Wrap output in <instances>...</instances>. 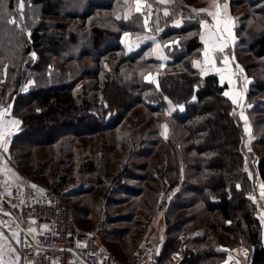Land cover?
Listing matches in <instances>:
<instances>
[{
  "label": "trees",
  "instance_id": "trees-1",
  "mask_svg": "<svg viewBox=\"0 0 264 264\" xmlns=\"http://www.w3.org/2000/svg\"><path fill=\"white\" fill-rule=\"evenodd\" d=\"M134 1L0 0V92L20 120L11 145L25 157L31 147L58 144L45 160L36 156L29 164L47 175L60 197L85 196L72 204L76 221L91 222L102 239L116 242L127 255L124 262L135 260L134 245L149 218L165 208H191L192 219L208 212L221 230L254 246V264L264 261L251 197L256 181L248 170L258 173L264 191V153L255 164L249 160L244 122L224 95L226 85L215 73L202 77L192 65L202 48L207 0H144L151 7L142 13ZM244 2L250 9L237 17L235 52L241 44L240 51L263 66L264 0H228L233 13ZM125 31L133 39L129 47L120 40ZM154 42L164 44L165 64L152 55ZM251 65L244 67L250 71ZM155 71L157 82L144 78ZM256 77L245 95L255 133L264 121L252 118L264 114V78ZM169 101L180 106L168 113ZM153 112L166 117L168 128L156 117L155 124L146 122ZM262 134L254 144L264 145ZM118 147L111 174L110 154ZM203 236H188L184 246L168 236L157 264H220L225 253L202 246Z\"/></svg>",
  "mask_w": 264,
  "mask_h": 264
},
{
  "label": "rangeland",
  "instance_id": "rangeland-1",
  "mask_svg": "<svg viewBox=\"0 0 264 264\" xmlns=\"http://www.w3.org/2000/svg\"><path fill=\"white\" fill-rule=\"evenodd\" d=\"M226 5L227 3L221 1H219L217 5H213L211 1L210 3L205 2L201 8L205 13L216 12L217 6L219 7L218 19L221 21V23L217 25L216 20L213 19L212 16H210V19L208 17V19L202 21V26L206 23L208 25V28H204V32H208L209 30H211L213 33H216V36L213 37V39H217L218 37L217 43L225 45L223 51H220L219 48L215 50L216 52L220 51L221 53H214L216 57H220L219 64L221 66V70L219 72V76L224 77V79L221 80L222 83L226 85L224 93L228 92V98H230L231 100V97L233 96H235L236 98V103H234L235 111L240 117H242L244 122V144L248 152L252 155V157H249V160L255 164L258 155L264 153V145L260 146L254 144V141L257 140V137L264 132V121H262L260 124H257L255 133L253 124L250 121L251 115L248 109L250 106H252V103L247 101L245 95L248 90L249 84L253 82L255 75L257 76L256 78L260 79L261 81L263 80L264 64L263 66H258V64L256 63L255 56L249 54V52L245 50L240 51V48H242L241 44L235 52V43L233 44V42L236 40L235 28L238 24L237 17L243 14L246 9H250V7L246 2H244L240 6H236V10L233 13L231 10L229 11V9H231L230 6L228 8V6ZM134 7L137 10V0L134 1ZM139 7V12L142 13L145 11V8H149L151 7V5H148L146 7L145 1L139 0ZM225 25H227V28H225ZM127 37L129 36L128 33H126L125 31L121 34L120 40H125L127 39ZM226 37L227 39L225 41ZM247 45H249L248 42ZM116 56L117 55H114L113 57ZM210 56L212 59H215L214 57H212L211 54ZM228 56L230 57V59L228 58ZM198 59L204 64L207 63L205 60V55H202V52H200ZM246 63H248V65L252 63V70H246V68L244 67ZM129 65V70L133 69L132 66L134 67V65ZM208 65L209 64L202 66L205 67ZM155 73L157 74V71H155ZM150 80H152V78H150ZM152 82L155 83L154 80ZM119 93L121 94V90H119ZM1 98L2 95L0 92V130H3L4 132V138L3 140H0V264H16V257L18 253L17 251L20 246V233L18 230V208L22 201L25 200L27 197L25 184H41L43 186L50 185L48 183L47 175L40 174V172L38 171H34L35 169L32 160L36 156H40L42 160H45L48 154L53 151L52 147L55 148L58 144L53 145L52 147L44 145L31 147V150H29V152L32 153L28 154V156L23 157V154L21 153L27 152L24 150H21L22 152L18 151L14 149L11 145L14 134L17 133L20 128V120L18 119V117L13 115L11 104L7 103L6 101L3 102V98ZM179 106L180 105L174 104L173 102L169 101L168 113L175 110ZM136 110L137 109H134L133 111L136 112ZM138 110H142L144 114L149 112H145L143 107H139ZM148 117L149 118L146 122L149 124L153 122V124H155V121H152V118H157L158 113L153 112ZM262 117H264L263 113H254L252 115V118L254 119H260ZM156 120H162V125L166 127L167 124L166 128H168V122L166 121V117L157 118ZM164 120L166 122H164ZM11 121H18L19 123L12 124ZM73 145L75 144L71 143V146L69 148L71 149V151H76ZM120 154L121 153L119 147L117 149H114L113 152L110 154V158L112 159H110L109 163V173L112 174L117 168ZM30 159H32L30 161V163L32 164H29L28 162V160ZM70 167L74 171H76L78 168V164L76 162H72V165H70ZM248 170L255 177L256 181V194L252 195L251 197L257 205L256 214L262 225L261 235L262 242L264 244V195H262L263 183L256 171L253 172L250 167H248ZM50 172H53V166L50 167ZM74 178L77 179L76 175L73 174L71 179ZM129 181L130 184L136 183L135 180L129 179ZM104 189L105 186L104 188L100 187L99 189H97L91 196L92 200H95L96 197H98V195L104 191ZM66 190L67 188L63 187L60 191L62 193H65ZM61 196L64 205L67 207L73 218H75L74 220L76 221L77 218L75 217L72 211V204L78 205L79 201L85 196L83 195L70 197L65 194ZM190 209L172 208L167 211L165 208L163 210H159L155 215L149 218L146 224V229L143 232V239L138 241L137 244L134 245V247L138 249L141 245H148L151 250L155 251V254L153 253V255H156L157 264L159 255L162 250V246L168 236L172 237L171 242L175 243L178 240L179 245L184 246V239H186L188 236H193L195 234L197 236L204 235L205 238L203 236V239H200V244L202 246L206 247L208 245H212V248L214 247L216 250L225 253V258L221 260L220 264H254L252 262L251 257V252L254 246L248 240L244 241L243 238L239 235L226 233L225 231L221 230L217 226V224L213 222L208 212H204L203 214H200L194 219H192L191 217L189 218V216L192 214V209ZM184 218H187V220L183 222V225L181 227H171L177 222L182 221ZM84 222L85 223L77 222V226H80V229L92 228L93 224L91 222ZM101 242L114 253H116L120 259L127 258V255L122 253L120 246L116 242H111L110 244L102 238ZM171 247H173V245H170L169 249H171ZM167 254L173 255L175 257L177 256L176 253H174L173 251ZM256 264H264V261H261Z\"/></svg>",
  "mask_w": 264,
  "mask_h": 264
},
{
  "label": "built area",
  "instance_id": "built-area-1",
  "mask_svg": "<svg viewBox=\"0 0 264 264\" xmlns=\"http://www.w3.org/2000/svg\"><path fill=\"white\" fill-rule=\"evenodd\" d=\"M25 186L27 197L18 208L17 264H156L148 245L137 249L133 262H124L101 242L96 229L77 226L51 187Z\"/></svg>",
  "mask_w": 264,
  "mask_h": 264
},
{
  "label": "crops",
  "instance_id": "crops-1",
  "mask_svg": "<svg viewBox=\"0 0 264 264\" xmlns=\"http://www.w3.org/2000/svg\"><path fill=\"white\" fill-rule=\"evenodd\" d=\"M161 1H164V0H161ZM210 1L213 3V5H217L219 3V1L221 2H225L227 3L226 6H228L229 8V5H228V0H207V3H210ZM230 11V9H229ZM208 15V13H207ZM209 19H210V16L208 15ZM182 23V21L180 19H177L174 21V24L176 26H180ZM204 26L201 27V30H200V40H201V36H205V38H207V34L208 32H204ZM128 33V36L127 39H122V43L126 46V47H129L131 45V41H132V36L130 34V32H126ZM227 37L225 38V41H226ZM234 40V39H233ZM202 41V48H201V52H202V55H204L205 53V43L203 40ZM235 42V41H234ZM233 42V44H234ZM232 44V45H233ZM152 55L156 58V59H159L163 64H165L167 62V56H166V52H165V49H164V44H162L161 42H154V44L152 45V51H151ZM214 53H221L220 51H213V52H210V54L212 55V57H214L215 59H212L211 58V62H207L206 64L202 63L201 61H199L198 57L194 58L192 60V65L199 70L200 74L202 76H205L207 74H211V73H215L217 74L220 82L222 83L221 81V77L219 76V72H220V57H216L214 55ZM228 58L230 59V57L228 56ZM212 63V64H211ZM230 63H231V60H230ZM209 64L208 66H205L203 67L202 65H207ZM219 70V71H218ZM150 78H152V80H150ZM145 79L147 81H150L152 82L153 80L155 82H157V74L155 72H148L146 75H145ZM16 264H17V261H16Z\"/></svg>",
  "mask_w": 264,
  "mask_h": 264
},
{
  "label": "snow or ice",
  "instance_id": "snow-or-ice-1",
  "mask_svg": "<svg viewBox=\"0 0 264 264\" xmlns=\"http://www.w3.org/2000/svg\"><path fill=\"white\" fill-rule=\"evenodd\" d=\"M139 11H140L139 0H137V12H139ZM164 14L168 15L167 12H165ZM208 15L212 16L213 19L216 20L217 25H219L221 23V21L218 19V17H219V7L218 6H217L216 12H209ZM9 23H15V21H9ZM203 26L205 28H208V25L206 23ZM225 28H227V25H225ZM215 36H216V33H213L211 30L208 31L207 38H205V36H201V40L204 41L205 46H206L205 47V53H204L205 60H206V62H209V63L211 62L210 52L215 51L217 48H219L220 51H223V48L225 47L224 44H218L217 43L218 37H217V39H213V37H215ZM223 79H224V77L221 76V80H223ZM224 95L229 96V93L225 92ZM231 98H232L233 103H236L235 96H233ZM11 123L16 124L19 122L18 121H11ZM3 138H4V132H3V130H0V140H3ZM262 195H264V191H262Z\"/></svg>",
  "mask_w": 264,
  "mask_h": 264
}]
</instances>
